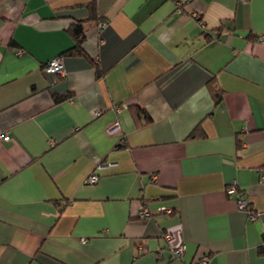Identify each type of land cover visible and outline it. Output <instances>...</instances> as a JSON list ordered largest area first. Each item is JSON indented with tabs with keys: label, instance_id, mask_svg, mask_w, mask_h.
Segmentation results:
<instances>
[{
	"label": "crops",
	"instance_id": "0c3cea01",
	"mask_svg": "<svg viewBox=\"0 0 264 264\" xmlns=\"http://www.w3.org/2000/svg\"><path fill=\"white\" fill-rule=\"evenodd\" d=\"M262 171L264 0H0V264H264Z\"/></svg>",
	"mask_w": 264,
	"mask_h": 264
},
{
	"label": "built area",
	"instance_id": "2783aa9c",
	"mask_svg": "<svg viewBox=\"0 0 264 264\" xmlns=\"http://www.w3.org/2000/svg\"><path fill=\"white\" fill-rule=\"evenodd\" d=\"M245 1V0H244ZM198 17V16H197ZM104 24V23H103ZM102 23L99 24V26H103ZM43 68L48 71V72H53L56 74H60V75H65V70L63 68V64L61 61V58L59 57H53L51 59H49L48 61H46V63L43 65ZM119 128V124L118 121H114L111 125H109L107 127V132L108 133H112L113 131L118 130ZM102 165H98L97 168L95 170H93L87 177L86 182L88 183H94L98 180V172L97 170L101 169ZM260 180L261 182H264V171H262V175L260 176ZM235 189L234 185H230L229 187H227V192H233ZM236 201H237V205L239 208H246V200L242 197V195L238 192L236 194ZM167 211H170V209H168ZM150 211L146 206V203H142L139 206V210H138V215L144 218H148L150 216ZM257 213L249 211V219L253 220L255 219ZM165 238H169L170 234L169 233H165ZM84 240V239H83ZM184 249V245H179L176 248L172 249V255L174 257H179L181 256L182 252ZM262 249H264V245H262ZM191 264H211V260L210 257L206 254L201 255L200 257H198L197 259H195Z\"/></svg>",
	"mask_w": 264,
	"mask_h": 264
},
{
	"label": "trees",
	"instance_id": "16d2710c",
	"mask_svg": "<svg viewBox=\"0 0 264 264\" xmlns=\"http://www.w3.org/2000/svg\"><path fill=\"white\" fill-rule=\"evenodd\" d=\"M91 10L93 11V13H92L93 15L92 16H94L95 15L94 4L91 5ZM70 31H71V35L73 36V39L75 41V46L71 47L67 53L80 52L79 45H80V42L83 39V31H82V26L80 24V20L74 22V24L72 25ZM96 71H97V74H98L99 69H96ZM211 92H212L214 103L215 104L219 103L220 100H221V93L218 90V88H214L212 86V91ZM136 109L135 110L138 111V112H139V110H141L140 108H136ZM194 135H195V132L193 130L192 132L189 133L188 137H192Z\"/></svg>",
	"mask_w": 264,
	"mask_h": 264
}]
</instances>
